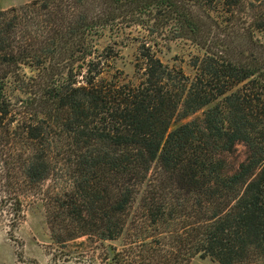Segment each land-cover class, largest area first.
Here are the masks:
<instances>
[{
    "label": "trees",
    "instance_id": "1",
    "mask_svg": "<svg viewBox=\"0 0 264 264\" xmlns=\"http://www.w3.org/2000/svg\"><path fill=\"white\" fill-rule=\"evenodd\" d=\"M149 13L202 50L193 73L142 47L138 83L101 77L95 35ZM40 195L78 237L123 238L112 264H264V0L0 7V215L15 228Z\"/></svg>",
    "mask_w": 264,
    "mask_h": 264
},
{
    "label": "rangeland",
    "instance_id": "2",
    "mask_svg": "<svg viewBox=\"0 0 264 264\" xmlns=\"http://www.w3.org/2000/svg\"><path fill=\"white\" fill-rule=\"evenodd\" d=\"M34 0H0V7H18ZM220 18V17H219ZM98 52L106 58L105 71L101 77L138 83L142 66L141 49L147 48L156 57L170 66L183 67L187 74L193 70L190 60L202 54L197 44L178 36L174 16H118L117 23L103 28L94 37ZM27 74L33 70L24 67ZM81 79V76L79 77ZM14 96L15 93H14ZM243 143L229 155L232 164L246 157ZM69 171H58L43 185L45 192H55L63 185L72 183ZM42 195H40L41 197ZM23 217L15 228L9 216L0 215V264H112L111 247L120 248L123 238L115 241L98 240L89 235L79 236V225L64 219L61 213L49 214L51 204L44 196L25 203ZM189 264H216L210 258L195 257Z\"/></svg>",
    "mask_w": 264,
    "mask_h": 264
}]
</instances>
